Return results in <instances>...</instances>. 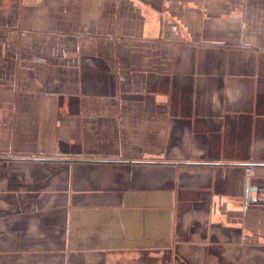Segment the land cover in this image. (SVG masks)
Returning a JSON list of instances; mask_svg holds the SVG:
<instances>
[{
  "label": "crops",
  "instance_id": "obj_1",
  "mask_svg": "<svg viewBox=\"0 0 264 264\" xmlns=\"http://www.w3.org/2000/svg\"><path fill=\"white\" fill-rule=\"evenodd\" d=\"M0 264H264V0H0Z\"/></svg>",
  "mask_w": 264,
  "mask_h": 264
},
{
  "label": "water",
  "instance_id": "obj_2",
  "mask_svg": "<svg viewBox=\"0 0 264 264\" xmlns=\"http://www.w3.org/2000/svg\"><path fill=\"white\" fill-rule=\"evenodd\" d=\"M254 189H255L254 187H250V188H249L250 191H252V190H254Z\"/></svg>",
  "mask_w": 264,
  "mask_h": 264
}]
</instances>
